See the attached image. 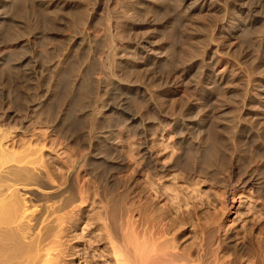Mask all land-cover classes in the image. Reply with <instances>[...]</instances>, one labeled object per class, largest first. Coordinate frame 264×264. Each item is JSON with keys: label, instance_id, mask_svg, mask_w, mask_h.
Returning a JSON list of instances; mask_svg holds the SVG:
<instances>
[{"label": "rangeland", "instance_id": "374dc122", "mask_svg": "<svg viewBox=\"0 0 264 264\" xmlns=\"http://www.w3.org/2000/svg\"><path fill=\"white\" fill-rule=\"evenodd\" d=\"M241 1L0 0V129L12 132L3 144L42 155L56 187L87 184L73 206L48 202L65 228L47 264H115L130 222L150 227L161 213L179 227L181 252L200 242L247 257L264 246V0L240 15ZM240 176L257 186L238 193L225 239L220 194ZM185 205L196 209L186 224Z\"/></svg>", "mask_w": 264, "mask_h": 264}, {"label": "bare ground", "instance_id": "6f19581e", "mask_svg": "<svg viewBox=\"0 0 264 264\" xmlns=\"http://www.w3.org/2000/svg\"><path fill=\"white\" fill-rule=\"evenodd\" d=\"M255 1L256 5L254 4L255 2L250 3V1L247 2V0H242L239 7L240 10H238L239 14L241 15L243 12L249 14L251 11L253 12V10L256 11V9L259 8V2H261L262 0L258 2L257 0ZM229 14L230 13H228L226 16L230 20L231 17ZM219 31H221V29H219ZM152 50L151 47H148L146 52H152ZM206 66L207 68L211 67L210 63ZM211 69L214 70L215 68L213 67ZM5 120V117L0 118V127L1 123L3 124V121ZM11 133L12 132L10 130L4 131L3 129H0V264H47L50 260L53 261V258L50 259V255L52 256V254H50V248H52V246L57 243L55 240H53L55 238L52 239V236L54 235L56 229L62 232V230H64L63 228H65V226H56V220L58 217H54V210H60L62 208L64 209V207L67 206H73L74 202L77 200L82 201L87 193V184H85V181H82L79 182L77 184L78 187H76L73 185L75 183H69L68 186L66 185L67 187L62 188L60 186L56 187L52 185V183H48L44 175V170L41 167L42 164L40 165L43 158L42 155H10L8 149L5 148L3 143L5 142V140H8ZM142 156L144 159L148 158L147 155ZM192 165L194 166L190 168L189 171L187 170L185 172V176L187 175V179L191 178L193 171L195 172V170H198V162L196 164V161L194 160V164ZM167 168L168 167L164 165V169H161L160 173H164ZM75 170H77V168ZM69 174H71V172ZM256 184V181L252 177L240 176L233 182L231 186H224V189L220 194L224 216L219 219L217 223V229L218 234L224 235L223 237L225 239L230 238L229 229L226 226V220L232 213L233 208L238 201V193H240L241 190L245 191L246 189L256 190ZM66 192L67 194H69L66 195ZM34 195L41 201L37 206L36 204H30L27 200V197H34ZM184 195L185 197L183 201L188 202L191 195L188 192H184ZM54 197L58 198L57 201H59V204H56L57 206H55V209L52 210L48 202L52 201L50 199ZM147 205H153H151V200ZM185 206L186 207H183L184 209L181 210L182 212L180 211L181 213L179 214V217L186 224V222H192V217L194 216L196 209L193 210L191 209V207H187V205ZM74 208L72 209L75 210ZM141 209H138L139 212ZM149 212L151 211L149 210ZM112 213H116V211ZM104 216L105 219L107 218L109 220L106 224V228H108V231L111 235L109 236L112 237V239L118 238L116 235L117 232H115V229L111 224V222H113L112 219L115 221L114 215H110L112 219L108 217V212L106 215L104 214ZM158 217H160V219H158L157 222L155 221L157 218L154 219V217V220L152 219L153 222H155L154 224L152 223L150 227H144V225H146L144 224L146 223V221L143 222V218V221L142 219H140L137 225L135 223L138 220L136 222L134 220L135 223H133V221L132 223L130 222L132 226L128 225V227H130V229L128 228L129 231L126 229L124 230V232L126 231L127 233L123 232V227L127 225L125 224L122 227L123 229L121 230L124 234H128V232H130V234H132L134 238L133 241H130L129 237H131L132 235L129 236V234L127 235V240H129L128 244L125 242H121L117 244V246L112 248L115 264H171L173 261L175 263L172 264H264V246H262L263 244L260 241H257V245L255 244L256 246H258L257 250L251 252V254H249V256L247 257H245V254L241 252L242 249L241 251L237 250L239 252L234 251L235 253L232 252L231 254H227L226 252L222 251V249H224L223 247H221L222 249L217 248L216 250H214L215 248H212V251L211 249H207V246L200 242H198L199 247H196L197 250H195L196 248L192 250L186 245V247H188L189 249H186V247H184L181 252L177 247V244L179 242L178 237L180 235L177 233L179 227L173 221V219H171L173 223L166 221V216H164V213L159 214ZM60 219L61 220H58L62 221V218ZM66 220H68L67 217ZM163 220H165L164 223H162ZM174 224L176 225L174 226ZM182 224L181 226L183 227L184 224ZM117 225L115 227H118V229H120V224V228ZM185 230L186 227L182 229V236L184 235ZM122 232L119 231L118 233L120 234ZM190 232L192 234V237L193 235L196 236V234L199 233L198 226L195 225L194 228L190 230ZM174 233L177 234L174 235ZM124 234L123 237L126 236ZM120 241H123L122 237ZM124 241L126 240L124 239ZM217 242L218 245L220 244V246H222V242L220 241V239ZM228 242L229 241H227V244ZM124 243L127 245H125ZM170 245H173L172 248H170ZM203 245H205L206 247ZM207 250L210 252H208ZM65 253L68 254L67 252ZM66 254L64 256H66ZM166 256H172V258L174 257L173 259L176 258V261L170 258L169 261L171 260L172 262L168 263V259L164 258ZM162 258H164L165 261H162ZM166 261L167 263H164ZM51 262L50 264H52Z\"/></svg>", "mask_w": 264, "mask_h": 264}]
</instances>
